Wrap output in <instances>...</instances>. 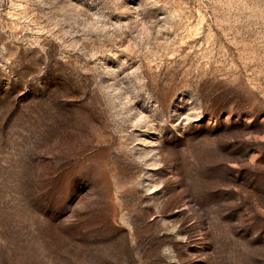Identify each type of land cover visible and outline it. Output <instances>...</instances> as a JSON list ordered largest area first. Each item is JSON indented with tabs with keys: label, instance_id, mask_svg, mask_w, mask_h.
Listing matches in <instances>:
<instances>
[{
	"label": "rangeland",
	"instance_id": "obj_1",
	"mask_svg": "<svg viewBox=\"0 0 264 264\" xmlns=\"http://www.w3.org/2000/svg\"><path fill=\"white\" fill-rule=\"evenodd\" d=\"M0 264H264V0H0Z\"/></svg>",
	"mask_w": 264,
	"mask_h": 264
}]
</instances>
